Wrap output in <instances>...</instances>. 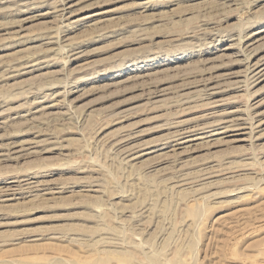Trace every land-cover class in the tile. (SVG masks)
Segmentation results:
<instances>
[{
  "label": "rangeland",
  "instance_id": "1",
  "mask_svg": "<svg viewBox=\"0 0 264 264\" xmlns=\"http://www.w3.org/2000/svg\"><path fill=\"white\" fill-rule=\"evenodd\" d=\"M255 31L264 0H0V264H264ZM230 110L248 141L173 147Z\"/></svg>",
  "mask_w": 264,
  "mask_h": 264
},
{
  "label": "bare ground",
  "instance_id": "2",
  "mask_svg": "<svg viewBox=\"0 0 264 264\" xmlns=\"http://www.w3.org/2000/svg\"><path fill=\"white\" fill-rule=\"evenodd\" d=\"M41 1V0H39ZM38 2V1H37ZM65 2V1H64ZM33 4V3H32ZM29 7V6H28ZM64 9V8H62ZM246 34V33H245ZM264 36H261V33L260 32H251L249 34H247L246 37H244L245 39L242 41V46H243V50L245 52L248 53V57L244 59L245 63H246V66L244 68V71L243 73L248 77V78H253V82L255 83H260L262 81H264V54L262 55H259L258 51L261 47V41L264 39L263 38ZM238 42V41H237ZM239 44V43H238ZM237 44H232L230 47H234L236 46ZM242 50V51H243ZM243 51V52H244ZM229 53V52H227ZM239 53V52H237ZM237 55H240V54H237ZM242 57V56H241ZM238 60V59H237ZM238 61H241V60H238ZM34 64V63H33ZM242 74V71L239 73V75ZM243 75V74H242ZM243 78V77H242ZM250 78V79H251ZM238 79H241V78H238ZM244 79V78H243ZM246 79V77H245ZM216 80V79H215ZM209 82V81H208ZM216 82V81H215ZM235 82V81H234ZM237 82V81H236ZM200 83V81H199ZM218 83V81L216 82ZM244 83V82H243ZM242 84V83H241ZM195 85V84H194ZM208 90L210 91V93H206L208 95H211V96H216L218 95L221 91V84H211V83H208ZM207 92V91H206ZM159 93V92H158ZM203 95V94H202ZM205 96V95H204ZM209 97V96H207ZM220 97V96H219ZM207 99V98H206ZM221 100V99H220ZM212 101V100H211ZM218 101V100H217ZM224 101V100H223ZM215 102V101H214ZM220 102V101H219ZM254 102V101H253ZM213 103V102H212ZM214 105V104H213ZM216 105V104H215ZM255 105V104H254ZM255 108H258L259 107V104H257L256 106H253ZM254 108V110H255ZM226 112V111H225ZM224 113V112H223ZM238 113L237 110H230L225 114V118L224 120H221L217 125L219 126V128L217 127H213L214 125L212 126H202V127H199L200 125L198 126H191L187 121H179V123L177 124L176 126V131L175 133H172L171 134V138L172 141H173V147L175 146L176 149H185L187 150L186 148H189L191 147L192 145H194L195 143H197L198 141H204L205 139H209V138H212L216 135H219V134H222V135H238L239 137L237 139H235V141H248L251 136L253 135V133L255 132V127L254 124H251L249 122H247L245 120V118H237L235 117V115ZM214 114V113H213ZM257 114V113H256ZM253 115V114H252ZM257 115H261L260 112L259 114ZM218 116V115H217ZM209 117V116H208ZM243 117V116H242ZM215 122V121H214ZM213 122V123H214ZM201 123V122H200ZM202 124V123H201ZM129 133V132H128ZM130 138V137H129ZM167 139V137H166ZM170 140V139H169ZM168 141V140H167ZM170 141V142H172ZM131 140H122L121 143H130ZM23 144V143H22ZM127 144V145H128ZM29 145V144H28ZM25 145H20L19 146H13V147H10L11 149L10 150H13V151H10L12 153H20L18 154L19 156L23 155V152L25 151V148H24ZM30 147V146H29ZM34 148V147H33ZM28 149V148H27ZM143 149V144H133V145H128L127 147L124 148V151L127 153V154H132L133 153H138L139 151H142ZM28 153V151H26ZM30 153V152H29ZM8 154V152H7ZM16 154H11V157L12 155H15ZM31 154V153H30ZM135 154V156L133 157V159H135L137 157V155ZM17 155V157L19 158V156ZM27 156V155H26ZM24 157V156H22ZM131 159V158H130ZM210 167V166H209ZM208 168V167H206ZM206 171V170H205ZM217 172V171H216ZM211 173V172H210ZM209 173V174H210ZM215 173V172H214ZM214 175V174H213ZM201 179V178H200ZM18 180V179H17ZM24 181V180H23ZM33 181V180H31ZM16 181L15 180H12L11 183H15ZM27 182V180H26ZM24 182V183H26ZM29 182V181H28ZM27 182V183H28ZM37 182V181H36ZM43 182V181H42ZM30 183V182H29ZM19 184V183H17ZM33 184V183H32ZM38 184V183H37ZM41 184V183H40ZM22 185V184H21ZM20 185V186H21ZM31 185V184H30ZM34 185H36L34 183ZM7 186V185H6ZM26 186V184H25ZM29 186V185H28ZM41 186V185H40ZM9 188H14V186H8ZM37 187V186H36ZM16 188V187H15ZM22 188V187H21ZM26 188H29V187H26ZM8 190V189H7ZM14 190V189H13ZM1 191V190H0ZM5 191V190H4ZM10 191V190H9ZM51 191V190H50ZM5 193V192H4ZM14 194V193H13ZM119 245V244H118ZM93 264H106L105 261H96L95 263Z\"/></svg>",
  "mask_w": 264,
  "mask_h": 264
}]
</instances>
